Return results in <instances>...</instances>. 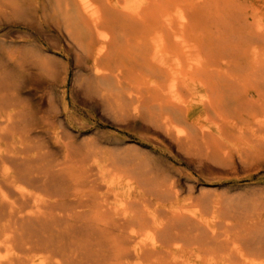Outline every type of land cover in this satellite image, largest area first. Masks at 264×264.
Here are the masks:
<instances>
[{"label": "rangeland", "instance_id": "rangeland-1", "mask_svg": "<svg viewBox=\"0 0 264 264\" xmlns=\"http://www.w3.org/2000/svg\"><path fill=\"white\" fill-rule=\"evenodd\" d=\"M59 6L58 0H0V64L13 57L54 65L53 71L36 66L34 90L24 97L33 109L56 116L49 140L57 133L61 138L53 153L66 183L79 196L90 192L94 207L79 234L91 236L89 263L264 264L255 250L264 241V0H137L132 13H117L124 25L120 85L114 78L110 84L95 80L91 61L62 28ZM160 36L182 56L176 41L198 44L210 66L191 72L185 57L183 70L174 63L151 66L147 60ZM177 77L187 111L199 108L180 120L188 138L168 133L160 119L158 99ZM141 89L146 109L136 117L128 93ZM211 93L224 104L201 109ZM197 122L210 127L206 134L194 128ZM109 182L115 193L103 188ZM146 235L158 244L138 259L133 251Z\"/></svg>", "mask_w": 264, "mask_h": 264}, {"label": "bare ground", "instance_id": "bare-ground-1", "mask_svg": "<svg viewBox=\"0 0 264 264\" xmlns=\"http://www.w3.org/2000/svg\"><path fill=\"white\" fill-rule=\"evenodd\" d=\"M135 2L137 0H58L59 7L62 8V4L64 6L63 10H61V17L64 23L62 28L69 35L70 39L82 49L86 58L91 61L90 68L92 74L99 83L110 84L109 81L114 78L118 85L122 84L121 73L123 71L121 66H117V57L119 55L118 48L124 25L117 16V13H128V11L132 13L133 3ZM181 37L182 35H177V38L180 39ZM176 44L182 45L183 53L186 56L169 51L167 41L160 36V40L155 45V51L147 62L151 66L161 68H164V65L170 66L171 63H174L175 69L179 68L183 70V57H185L189 61V64H187L189 71H198L200 74L205 72V69L210 66L209 58L198 47V44L187 42L185 39L179 42L176 41ZM148 53L146 57L149 56L150 53ZM34 56L33 58H35ZM8 62L0 64V264H90L91 236H87L89 240H83L79 235L82 229L87 226L85 221L83 222L84 215L94 207L91 204V195L88 194L90 192L84 196H79L77 193L72 192L66 183L63 170L61 169L62 164L58 162L57 154L53 153L54 148L62 146L61 138L57 133L55 134L54 141L49 140L50 131L55 126L54 118L56 116H49L43 114L41 110L33 109L29 101L24 97V95L30 96L34 90V84L31 83L30 79L35 77L36 72L39 71L38 68L53 71L54 65L46 60L35 61L28 58L16 59L13 57H9ZM10 65L14 69H10L8 67ZM37 65L38 68L36 67ZM263 67L260 69H264ZM181 79L177 77L171 82L167 94L165 93V96L162 95L158 99L160 102L158 103V107L164 110L160 115V119L166 131L174 133L180 138H188L189 133L184 127L180 126V120L186 118L185 120L187 121L191 114L199 111V108H192L190 111H187L186 107L189 102L180 89L184 87ZM200 84L202 87L207 86L206 81L203 80L200 81ZM155 88L156 90L160 89L157 86ZM143 90H137L135 95L130 92L128 93V99L133 103L132 113L136 117L141 115L145 108ZM106 91L110 92L109 90ZM249 92L247 91L245 96ZM213 94L205 95L202 98L201 109L215 110L224 104L223 97L218 96L217 98H213ZM109 95L110 93L105 94L106 97ZM205 116L208 118L207 114ZM219 117H222V115L220 114ZM194 128L199 129L204 135L210 127L197 122L194 124ZM116 167L118 166L116 165ZM118 171L122 172L124 170L120 169ZM91 177L93 176L90 175L89 178ZM96 182L92 181L93 184ZM113 185V182H109L103 186L107 194L115 193L116 189H114ZM92 188L97 189L98 187L93 185ZM155 229L159 231L158 227ZM132 237L135 240L138 239L139 232L133 230ZM157 244L158 241L155 237L146 235L144 240L136 244L133 254L139 259L146 251H149L148 247H151L150 251L156 250ZM255 250L262 251V255H264V241L258 242ZM243 251L245 250H240V253H242L241 257L245 258L247 257V253L245 254Z\"/></svg>", "mask_w": 264, "mask_h": 264}]
</instances>
